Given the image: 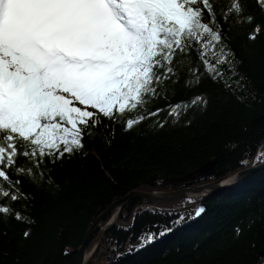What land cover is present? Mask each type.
Instances as JSON below:
<instances>
[{"label":"trees","instance_id":"obj_1","mask_svg":"<svg viewBox=\"0 0 264 264\" xmlns=\"http://www.w3.org/2000/svg\"><path fill=\"white\" fill-rule=\"evenodd\" d=\"M227 3L213 0L217 11ZM244 7L245 15L252 14L256 23H264L255 0H244ZM236 19L233 16L223 25L225 38L217 45V52L234 53L229 54L231 70L224 66L223 83L207 76L199 82L192 78L188 66L200 65L197 53L191 52L180 58L178 82L167 81L161 90L166 98L147 105L154 111L203 95L208 100L206 108L197 104L187 112L182 110L177 122L168 118L163 128L153 117L128 131L124 121L139 110L117 115L115 120L98 114L101 124L84 137L79 153L55 163L45 158L43 181L20 178L27 199L15 202L14 208L34 223L0 219V264H74L86 229L128 192L180 189L254 165L258 152L264 150V34L247 40L255 25L237 24ZM166 116L163 112L159 119ZM212 160L216 161L214 173L199 175V167ZM242 160L247 163L242 165ZM18 165L30 166L23 157L18 158ZM201 206L206 211L193 218ZM145 209L179 213L187 219L173 225L177 216ZM117 220L88 264L100 252L105 254L104 264H256L264 257V169L201 199L130 200ZM152 225L173 230L140 250L129 251ZM25 230L31 233L27 239L22 235Z\"/></svg>","mask_w":264,"mask_h":264},{"label":"snow or ice","instance_id":"obj_2","mask_svg":"<svg viewBox=\"0 0 264 264\" xmlns=\"http://www.w3.org/2000/svg\"><path fill=\"white\" fill-rule=\"evenodd\" d=\"M255 3L264 15V0ZM244 13V0H228L219 11L213 0H0V219L34 223L14 208L27 199L20 178L43 181L45 158L55 163L79 153L84 137L101 124L98 114L115 120L139 110L124 121L128 131L153 117L163 128L168 118L177 122L182 110L197 104L206 108L203 95L154 111L147 105L166 98L161 90L167 81L178 82L180 58L191 52L200 65L188 66L192 78L223 83L224 66L231 70L229 54L234 56L217 52L225 38L223 25L235 16L237 24L255 25L247 40L264 34V23ZM224 87L232 90L229 83ZM163 112L167 116L160 120ZM20 157L30 166L18 165ZM255 163H264V150ZM145 211L175 215L173 225L187 219ZM204 211L201 206L195 215ZM172 230L152 225L129 251ZM235 234L240 236L239 227ZM22 235L27 239L31 233Z\"/></svg>","mask_w":264,"mask_h":264},{"label":"water","instance_id":"obj_3","mask_svg":"<svg viewBox=\"0 0 264 264\" xmlns=\"http://www.w3.org/2000/svg\"><path fill=\"white\" fill-rule=\"evenodd\" d=\"M216 161L212 160L206 162L199 167L197 173L199 175H211L214 173V165ZM264 169V163L255 164V166L245 167L236 172L229 173L216 180L197 185H188L180 189L174 190H132L124 196L114 200L84 232L82 241L76 249V256L74 264H88L93 253L98 248L103 236L115 225L117 215L123 206L130 200L140 199L152 202H162L181 197L201 199L209 196L219 190L230 188L234 185L241 183L244 179L251 176L255 172ZM188 177H185L187 179ZM112 212L110 219L102 225L104 218ZM196 215L193 216L195 218ZM256 264H264V257L261 258Z\"/></svg>","mask_w":264,"mask_h":264},{"label":"rangeland","instance_id":"obj_4","mask_svg":"<svg viewBox=\"0 0 264 264\" xmlns=\"http://www.w3.org/2000/svg\"><path fill=\"white\" fill-rule=\"evenodd\" d=\"M104 257V252H100L99 255L94 259L93 264H104Z\"/></svg>","mask_w":264,"mask_h":264}]
</instances>
